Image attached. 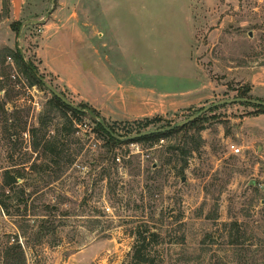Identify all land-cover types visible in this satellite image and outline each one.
<instances>
[{"label":"rangeland","instance_id":"374dc122","mask_svg":"<svg viewBox=\"0 0 264 264\" xmlns=\"http://www.w3.org/2000/svg\"><path fill=\"white\" fill-rule=\"evenodd\" d=\"M1 2L0 264H134L138 230L158 234L151 264H198L188 259L206 231L218 238L206 257L264 264V118L254 105L212 107L153 143L109 148L97 126L126 142L136 121L160 118L149 130H163L246 92L264 100V0H24L20 20ZM72 14L89 16L79 22L89 37L74 36ZM17 48L99 117L52 107L50 89L2 57ZM52 136L64 148L53 162L43 153ZM6 171L23 175L11 189ZM234 219L243 244L226 250L218 235Z\"/></svg>","mask_w":264,"mask_h":264},{"label":"trees","instance_id":"16d2710c","mask_svg":"<svg viewBox=\"0 0 264 264\" xmlns=\"http://www.w3.org/2000/svg\"><path fill=\"white\" fill-rule=\"evenodd\" d=\"M23 25L22 22L17 21L15 23L12 24V29L14 31H16L18 33L19 31V26ZM1 57V56H0ZM2 57L4 59H6L7 57H11L14 58L15 62L18 64V68L19 71L30 81V85H42L43 83V77L39 76L37 73V68L34 66V64L31 61H26L25 57L21 54L20 49H16L15 52H11L10 54H4L2 55ZM2 88V87H1ZM0 88V89H1ZM63 95V94H62ZM242 96L244 98H252V96L247 97V92L243 93ZM258 99V98H257ZM262 100V99H259ZM264 101V100H262ZM49 104L52 107H55L56 109L63 111V115L68 119L67 117V112H71L74 115H81L83 114V112L72 108L68 105H66L61 99H59L58 97H56L55 95L53 96V98L49 101ZM80 108H86L91 110L97 117H99V112L91 107V106H84L81 105L79 106ZM254 107L257 108V111L255 112L256 115L259 114H264V107L263 106H257L254 105ZM202 118H198L197 120L176 128L174 130L171 131H167V132H157V133H151V134H147V135H143L140 137H136L134 139H131L129 141L123 142L121 140V135L117 134L116 128L114 127V125H107L108 129L112 132L106 129V127L102 124V123H98V130L101 133H104L107 137V145L109 148H114L117 146V144H123V143H129V142H134V141H138V142H145V143H153V142H157L163 138H167L168 136L180 132L182 130H185L189 127H194L198 124V122L201 120ZM158 122H161L160 118H151V119H145L144 121H136L135 126H129V128L127 129V134L126 135H122L125 137L128 136H135V135H139L145 131H148L150 126L152 124H157ZM201 130V129H200ZM116 135V137L114 135ZM34 149L38 150V148L41 146V144L35 143L34 144ZM63 146L60 145L58 143V138L56 136H52L49 139H46L44 141L43 144V153L46 155V158L51 159V161H55V160H59L62 157V154L64 152L63 150ZM22 174H18V175H12L10 171H6L5 173V178H4V185L8 188H12L13 184L16 183L17 178L18 177H22ZM218 215H215L213 217V219H215V217ZM217 219V217H216ZM222 225L224 226V229L221 233V235H218L219 237H221V241L219 246H225L226 250H233L237 247H241L243 243H241V237H242V230H241V224L239 222V220L234 219L233 221H230V223L228 222H224L222 223ZM158 234L157 233H152L149 237L146 235V231H137V236H136V244L134 245V264H151V260L148 259V257L146 256V247L151 244L153 237H157ZM152 237V239H151ZM180 239V240H179ZM178 239L177 243H186V235L183 233V235H181V237ZM215 239H218L217 236H215V234L211 231H206L204 233V237L201 239L200 241V247L199 250L197 252V255H195L194 257H190L188 259L189 261H195L198 264H203L206 262H212V261H217L220 260L218 258L213 257L212 259H210L209 257H206L209 253H215V249L214 248V244H218L215 243L216 241H214ZM15 250H17L18 252V256L20 258H23V251L22 248L20 246H16L14 247ZM217 264H230V263H222L220 261H217Z\"/></svg>","mask_w":264,"mask_h":264},{"label":"water","instance_id":"95a60500","mask_svg":"<svg viewBox=\"0 0 264 264\" xmlns=\"http://www.w3.org/2000/svg\"><path fill=\"white\" fill-rule=\"evenodd\" d=\"M55 0H52V2L54 3ZM52 10V9H51ZM51 10L47 13V17L50 15L51 13ZM44 21H39V20H30V21H27L26 24L28 23H31V24H40V23H43ZM21 54L23 55V51L21 50ZM43 83L50 89V91L53 93V95H55L56 97H58L59 99H61L66 105L72 107V108H75L81 112H87L88 114H90L93 118L97 117L91 110L89 109H83V108H80L74 104H72L67 98H65L60 92H58L54 87H52L51 85H49L48 83H46L44 80H43ZM230 103H248V104H251V105H257V106H263L264 107V101L262 100H259V99H252V98H234V99H228V100H223V101H220V102H217V103H214L206 108H204L202 111H200L197 115L185 120V121H182V122H179L177 123L175 126L173 127H168L166 129H163V130H148V131H145L139 135H135L133 137H128L126 139L128 140H131V139H134L136 137H140V136H143V135H147V134H151V133H157V132H164L166 130H169V129H174V128H179V127H182V126H185L191 122H193L194 120H196L201 114H203L204 112H207L209 109H211L212 107H216V106H221V105H224V104H230ZM101 123L106 127V129H108V127L105 125L104 121L101 120ZM109 130V129H108ZM110 131V130H109ZM111 132V131H110ZM112 134V132H111ZM114 135V134H113ZM116 137V135H114ZM121 140H125V139H122ZM185 179H183L184 181Z\"/></svg>","mask_w":264,"mask_h":264},{"label":"crops","instance_id":"0c3cea01","mask_svg":"<svg viewBox=\"0 0 264 264\" xmlns=\"http://www.w3.org/2000/svg\"><path fill=\"white\" fill-rule=\"evenodd\" d=\"M23 2H24V0H10L11 6H12V12H13L14 20H20V15H21V12H22L21 11V8H22V5H23ZM1 8H2V2L0 0V11H1ZM69 18L70 19H67V21H72L73 22L72 29H73V31L75 30V32H77V34H78V35L76 34L74 36L75 37H84L85 36V34H84L85 32L83 30H81V31L79 30V22H82L83 21L87 26H89L88 25L89 16L86 14V15H82L80 17L78 14H76V15L75 14H72L71 16H69ZM54 20H55V17H54ZM45 26L46 27H49L50 26L49 21H47V23H46ZM58 30H60V29H58ZM55 33H57V32H55ZM83 34H84V36H83ZM86 34H87V32H86ZM51 37H53V36H51ZM85 37H89V34H87ZM49 40L50 39H48L47 41H45L44 46H47L46 44L48 43ZM256 116L258 118H264V114H259V115H256ZM261 149H262V151L264 153V146H262Z\"/></svg>","mask_w":264,"mask_h":264},{"label":"built area","instance_id":"2783aa9c","mask_svg":"<svg viewBox=\"0 0 264 264\" xmlns=\"http://www.w3.org/2000/svg\"><path fill=\"white\" fill-rule=\"evenodd\" d=\"M232 148H234V151H235L236 153H239V152L241 151V148H240V147H235L234 145H232ZM116 160L120 161V158L117 157Z\"/></svg>","mask_w":264,"mask_h":264}]
</instances>
